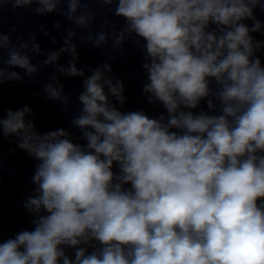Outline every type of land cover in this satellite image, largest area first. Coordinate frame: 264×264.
I'll return each mask as SVG.
<instances>
[{
  "label": "clouds",
  "instance_id": "clouds-1",
  "mask_svg": "<svg viewBox=\"0 0 264 264\" xmlns=\"http://www.w3.org/2000/svg\"><path fill=\"white\" fill-rule=\"evenodd\" d=\"M9 5L70 24L46 53L36 31L18 43L0 32V85L50 66L34 94L66 112L60 77L82 85L75 139L64 127L40 131L27 103L0 116L3 137L15 134L36 159L25 202L33 226L0 240V264H264V41L252 35L264 31L254 14L264 0H115L122 26L105 18L95 31H83L99 14L88 0H0ZM126 32L142 38V91L166 114L124 110L125 84L105 74L108 60L78 66L75 41L123 52Z\"/></svg>",
  "mask_w": 264,
  "mask_h": 264
},
{
  "label": "water",
  "instance_id": "water-1",
  "mask_svg": "<svg viewBox=\"0 0 264 264\" xmlns=\"http://www.w3.org/2000/svg\"><path fill=\"white\" fill-rule=\"evenodd\" d=\"M88 2L90 4L89 10L97 11L99 14L91 21V29H83V31L99 30L100 24L105 18L113 21L117 29L122 26L123 18L112 13L115 0L106 6L103 0H88ZM63 6L66 5H64V0H61V7ZM77 11H86V9L78 8ZM254 14L264 21V10L256 7ZM57 20L61 22L59 28L54 26ZM246 22L250 26L253 23L251 19ZM69 24L70 22L59 12L36 14L32 8H12L11 5L7 7V10L0 9V32L8 33L13 43H18L17 35H24L26 39H30L27 34L36 31V39L44 53L49 48H59L60 44L63 43L61 37L66 34L65 30ZM41 25L47 29V35L39 30ZM105 27L110 30L112 24L109 23ZM261 28L264 29V24L261 25ZM252 35L255 39L264 41V31L253 32ZM125 36L126 39L122 42L123 52L115 53L111 49L110 41L103 49L93 48L79 40L75 41L80 58L78 66L85 67L87 71V66H95L108 60L112 64L113 72H106L105 74L119 76L125 84L127 99L124 110L139 107L150 116H158L162 112L166 114L161 102L157 100L154 103H149L146 96L150 93L144 94L142 91V85L147 79L142 67L144 56L142 38L127 32ZM52 37L56 38V43L52 42ZM4 51L6 50L0 49V54H3ZM256 54L260 55L264 61V46ZM61 57L60 62L66 64L67 54L61 53ZM43 59L44 55L33 54L34 62H41ZM52 71H54L52 67L43 66L35 81L25 75L23 81L0 85V116L5 114L6 108L15 109L27 103L36 113L34 119L40 131L64 127L70 133L71 138L75 139L80 135V130L72 125L71 119L80 108L77 95L81 91L82 78L60 77L61 82L64 83L65 92L70 97L71 111L66 112L58 101L49 100L45 95L34 94L37 91H43L41 82L47 79ZM216 103L218 108L219 101ZM201 107L209 110L206 102L202 101ZM18 139L15 134H9L8 138H4L2 130H0V240L13 235L22 228L33 226L31 220L34 214L25 207V202L28 196L35 195L36 186L32 181V175L34 174L36 159L28 156L24 149L17 146ZM80 142L83 143V141Z\"/></svg>",
  "mask_w": 264,
  "mask_h": 264
}]
</instances>
